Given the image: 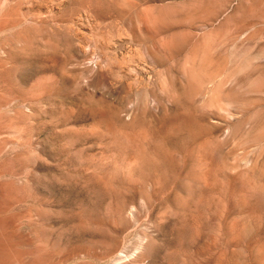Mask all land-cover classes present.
<instances>
[{
	"label": "rangeland",
	"instance_id": "1",
	"mask_svg": "<svg viewBox=\"0 0 264 264\" xmlns=\"http://www.w3.org/2000/svg\"><path fill=\"white\" fill-rule=\"evenodd\" d=\"M0 264H264V0H0Z\"/></svg>",
	"mask_w": 264,
	"mask_h": 264
}]
</instances>
